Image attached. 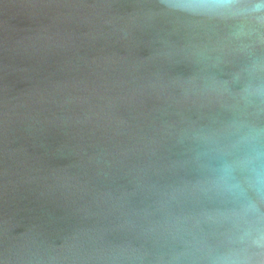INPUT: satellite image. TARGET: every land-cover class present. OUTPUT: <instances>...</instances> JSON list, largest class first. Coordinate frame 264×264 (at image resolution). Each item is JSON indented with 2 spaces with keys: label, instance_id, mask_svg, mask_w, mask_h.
<instances>
[{
  "label": "water",
  "instance_id": "95a60500",
  "mask_svg": "<svg viewBox=\"0 0 264 264\" xmlns=\"http://www.w3.org/2000/svg\"><path fill=\"white\" fill-rule=\"evenodd\" d=\"M0 264H264V0H0Z\"/></svg>",
  "mask_w": 264,
  "mask_h": 264
},
{
  "label": "clouds",
  "instance_id": "9594fccd",
  "mask_svg": "<svg viewBox=\"0 0 264 264\" xmlns=\"http://www.w3.org/2000/svg\"><path fill=\"white\" fill-rule=\"evenodd\" d=\"M212 4L227 5V0H206Z\"/></svg>",
  "mask_w": 264,
  "mask_h": 264
}]
</instances>
